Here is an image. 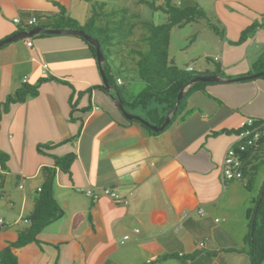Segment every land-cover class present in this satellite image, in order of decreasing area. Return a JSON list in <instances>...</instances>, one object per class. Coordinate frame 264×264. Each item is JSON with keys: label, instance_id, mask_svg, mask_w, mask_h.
I'll use <instances>...</instances> for the list:
<instances>
[{"label": "crops", "instance_id": "0c3cea01", "mask_svg": "<svg viewBox=\"0 0 264 264\" xmlns=\"http://www.w3.org/2000/svg\"><path fill=\"white\" fill-rule=\"evenodd\" d=\"M112 1L95 2L106 7ZM171 1L197 5L210 19L189 23L194 40L186 56L196 63L186 62L183 69L192 66L224 80L201 85L187 97L177 119L155 133L127 119L98 87L99 67L82 38L37 33L0 47V151L8 155L0 170V217L6 224L0 228V251L28 227L26 219L51 174L45 168L54 171L52 193L62 208L36 241L10 246L18 264L250 263L244 242L247 213L264 172L261 182L254 179L248 189L242 179L222 183L220 164L226 148L237 142L240 121L264 118V75L227 80L264 70V0ZM91 2L0 0V40L34 27L67 29L62 27L66 18L83 25ZM30 16L37 19L33 26L14 22ZM125 18L133 19L135 27L121 49L126 56L112 50L108 64L111 73L126 70L130 82L122 97L131 101L144 84L128 51L147 49L146 33L138 30L149 20H139L136 11H126ZM98 21L103 24L102 17ZM214 23L222 36L211 28ZM181 59L169 55L176 66ZM23 83L36 85L37 95L4 111L7 97ZM71 152L75 158L67 171L54 165V156ZM260 163L264 165V153L254 155L250 164ZM86 187H109L128 202L93 200L78 190ZM184 212L188 216L183 219Z\"/></svg>", "mask_w": 264, "mask_h": 264}, {"label": "trees", "instance_id": "16d2710c", "mask_svg": "<svg viewBox=\"0 0 264 264\" xmlns=\"http://www.w3.org/2000/svg\"><path fill=\"white\" fill-rule=\"evenodd\" d=\"M164 3L165 4L160 7H155L153 5V9L163 11L167 15V20L161 24H154L150 20L144 26L147 33L143 38V41L147 43V49L142 50L141 48L136 47L128 51V54L132 57V60L136 65L138 76L144 84V87L131 99V101H125L122 97V93L126 89V84L117 83V79L121 78L114 77V74L111 73L110 66L107 62V59L111 60V45L114 43H112L113 35L108 31L109 29L105 24L100 26L101 24H99L98 21L99 18L103 17L106 13V7H104L105 4H97L98 7H94L93 5V7H91L90 16L83 25H80L71 18L63 19L62 24L63 28H80L86 34L98 40L100 49L105 57L103 69L109 84L114 87L125 106L130 105V107H135L136 105H140L146 109L145 113L148 114V116L146 115V117H144L145 120L156 126L163 123L166 112L174 107L177 101V95L181 88L185 87L189 81L196 76L208 75V72L203 71H187L176 66L169 60V41L172 28L182 27L185 24L201 20L210 21L206 12L197 5L181 6L173 3L171 0H166ZM126 11L127 10H125V12ZM211 28L217 34L221 36L223 35L215 23L211 24ZM246 36L247 33L244 32L241 40ZM82 40L87 44L93 57L96 59V50L94 46L88 43L85 39L82 38ZM259 70L262 71L263 67H260ZM125 71L126 70H120L118 73H123ZM53 79L67 83L66 81L57 78ZM206 83L207 82H195L187 86L176 112L172 114L170 121L165 126L164 130L169 127L183 111L187 97L201 85ZM98 87L103 89L102 84L98 85ZM37 93L38 87L36 85L23 83L20 88L7 97L4 103V111H7L11 104L23 102L28 97L37 95ZM151 104L156 105L154 111L148 109V106ZM145 128H147L150 133L157 132L149 127ZM236 131L238 132V130ZM7 158L8 155L0 151V170L5 167ZM74 158L75 154L72 152L61 157L54 156V165L59 166L64 171H67ZM251 165L252 164H246L243 169L242 180H245V186L248 189H251L261 163L254 167ZM45 169L51 171L49 172L51 174H49L45 179L38 197L36 198L34 207L29 214L28 219H26L29 222V225L25 229L18 232L17 239L14 242L0 251V264H18L16 256L10 250V246L19 247L29 242L36 241L38 233L46 225L54 221L62 212V208L54 199L52 193L54 171L50 167ZM1 179L2 175L0 174V180ZM252 201L253 208L251 212L247 213L248 231L245 234L244 242L249 248L250 264H264V183L259 193L252 199Z\"/></svg>", "mask_w": 264, "mask_h": 264}, {"label": "rangeland", "instance_id": "374dc122", "mask_svg": "<svg viewBox=\"0 0 264 264\" xmlns=\"http://www.w3.org/2000/svg\"><path fill=\"white\" fill-rule=\"evenodd\" d=\"M98 0H92L91 2V7H98L96 2ZM145 1H149L150 3H142V4H136L133 3L132 0H115L112 2L111 5L106 6V13L105 15L102 17V22L103 24L100 26H103L104 24L106 25V27L109 29L108 31L113 35L112 38V44L111 45V49L114 51H117L119 54L118 55H125L126 53H122L121 49L123 50L124 47V42H126L130 37V33H133L134 31V26H133V19H127L125 18V10L126 8L127 11H136L139 13V20L141 19H145V20H151L154 24H161L164 23L167 20V15L159 10H153V5L158 6L160 4V0H145ZM93 4V5H92ZM137 19H135L136 21ZM105 22V23H104ZM98 24V23H97ZM99 25V24H98ZM191 25L190 24H185L183 25L181 28L178 27H173L171 30V35H170V48H169V55L170 58H174V56L176 58H182L181 60H179V62L177 63V65L180 68L184 67V63L186 62H190V63H194L195 59H187L186 56V52H188L189 50H191V48H188L191 45L192 40H194V37H191ZM107 31V32H108ZM142 31H144L145 33H147V31L145 30V28L142 30V28H140L138 30L139 34L142 33ZM190 34V36H189ZM145 47H147V43H145L144 45ZM194 47V46H193ZM195 47H198V45H195ZM113 55V52L111 51L110 56ZM109 56V58H110ZM126 56V55H125ZM109 61V59H107V62ZM203 61H205V59H203ZM211 61V60H208ZM196 63V62H195ZM110 65H112L110 63ZM113 67V65H112ZM264 71V70H262ZM114 77H120L122 82H124V84H127L130 82V80L127 78V73L126 72H115L114 70H112ZM261 72V71H259ZM257 73V72H256ZM255 74V73H253ZM121 87V86H120ZM125 106V105H124ZM125 107H127V109L131 110L134 114H139L143 117H146V115L148 116V114H146V109H144L143 107H141L140 105H136L135 107H130V105H126ZM156 108L155 104H151L148 106V109H151L152 111H154V109ZM264 172V165H261L259 170H258V174L257 176H255L256 182L259 183L261 182V178H262V173ZM236 181V180H234ZM235 237L238 238V245H241L242 241V233H240L239 235H236ZM247 247V252H248V246L246 244ZM241 248V246L239 247ZM245 252L247 255L248 253ZM248 261V260H247ZM250 264V263H249Z\"/></svg>", "mask_w": 264, "mask_h": 264}, {"label": "built area", "instance_id": "2783aa9c", "mask_svg": "<svg viewBox=\"0 0 264 264\" xmlns=\"http://www.w3.org/2000/svg\"><path fill=\"white\" fill-rule=\"evenodd\" d=\"M36 21L37 19L35 16H30L23 20V22L18 17L14 18L16 24L24 26L34 25ZM31 44V39L27 38L26 45L31 46ZM262 47L264 48V42H262ZM216 59H218V57H215V60ZM43 66L46 67L45 64ZM186 70L192 71L194 69L192 66H189ZM23 81L25 82L26 79H23ZM117 83H121L119 78L117 79ZM236 136V144L229 145L226 148L221 160L220 179L222 183L242 179L244 166L246 164L250 165L251 162L249 161H252L254 155L264 153V119L254 117L243 118L239 123ZM78 190L83 192L86 196L91 197L93 200H98L101 197H110L122 201L123 204L128 202L127 199H122L120 194L111 190L109 187L102 188L101 190H96L93 187L78 188ZM198 213L202 214V209H198ZM187 216V212L182 214L183 219ZM215 221L219 220L216 218ZM5 225V221L0 217V228ZM181 225L182 220L178 223L175 229L178 230ZM135 231H138V229ZM124 238L127 239L128 235H125ZM200 245H202V243H200Z\"/></svg>", "mask_w": 264, "mask_h": 264}, {"label": "water", "instance_id": "95a60500", "mask_svg": "<svg viewBox=\"0 0 264 264\" xmlns=\"http://www.w3.org/2000/svg\"><path fill=\"white\" fill-rule=\"evenodd\" d=\"M37 33H41V34H71V35H76V36H80L83 39H85L88 43H90L91 45L94 46L95 48V52H96V61L99 67V72L101 74V78H102V86H103V90L110 94L112 99L114 100L115 104L117 105V107L119 108V110L122 112V114L127 118V119H134V120H138L141 123H143L145 126L149 127L150 129L154 130V131H160L163 130L165 128V126L169 123L170 118L172 116V114H174L177 110V107L180 103V100L187 88V86H189L192 83L195 82H218V81H223L224 78L221 77L220 75H202V76H196L194 77L191 81H189V83L181 88V90L179 91L178 95H177V101L174 105V107H172L171 109H169L166 114H165V120L163 121V123L159 126H156L154 124H151L150 122H148L147 120H145V118H143L140 115L131 113L129 111L126 110L123 101L119 98L116 90L114 89V87H112L108 80L105 77V73H104V69H103V63L105 61V57L100 49V44L98 42L97 39L91 37L90 35L86 34L82 29L80 28H67V29H62V28H44V27H34L28 31H21L18 33H15L11 36L6 37L5 39L0 40V47L3 46L6 43L12 42V41H16L18 39L24 38V37H28L31 36L33 34H37ZM264 75V71L261 72H257L255 74H251V75H243V76H238V77H233V78H229L227 79L228 81H239V80H243L246 78H252V77H257V76H261ZM115 91V95L111 94V91Z\"/></svg>", "mask_w": 264, "mask_h": 264}, {"label": "clouds", "instance_id": "9594fccd", "mask_svg": "<svg viewBox=\"0 0 264 264\" xmlns=\"http://www.w3.org/2000/svg\"><path fill=\"white\" fill-rule=\"evenodd\" d=\"M120 80H121V79H120ZM121 83H122V81H121ZM121 83H120V84H121ZM118 84H119V83H118Z\"/></svg>", "mask_w": 264, "mask_h": 264}]
</instances>
